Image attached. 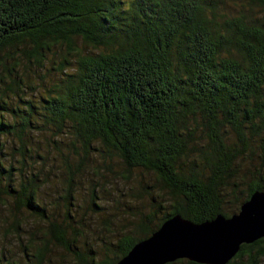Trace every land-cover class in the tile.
<instances>
[{"label":"trees","instance_id":"16d2710c","mask_svg":"<svg viewBox=\"0 0 264 264\" xmlns=\"http://www.w3.org/2000/svg\"><path fill=\"white\" fill-rule=\"evenodd\" d=\"M245 1L264 9V0ZM221 4L0 0V60L3 51L27 42L38 61L57 43H66L74 55L73 70L61 68L55 92L39 105L23 101L25 109L13 110L18 120L0 111V133L18 134L11 149H18L22 167H29L25 160L37 152L30 149L32 132L39 135L45 117L50 120L41 123L46 131L59 129L81 148V163L90 164L94 154H112L123 165L124 177L142 169L156 175L154 188L143 184L153 210L141 216L135 234L121 237L113 256L82 255L85 264H117L172 216L197 224L220 214L230 217L254 192L264 191V16H229L222 14ZM77 39L95 50L83 53ZM6 82L7 75L0 74V83ZM52 123L56 129L49 128ZM5 145L0 142V153ZM255 148L262 166L247 183L240 182L246 184L241 188L235 181L239 163L248 153L255 157ZM12 167L0 157L1 198L12 197L19 211L47 218L38 203V174L21 173L18 180ZM71 195L68 191V203ZM49 227L48 234L75 253L66 227L57 222ZM45 249L37 250L40 264ZM263 258L264 237L242 244L227 264H261ZM167 264L204 263L178 259Z\"/></svg>","mask_w":264,"mask_h":264},{"label":"rangeland","instance_id":"374dc122","mask_svg":"<svg viewBox=\"0 0 264 264\" xmlns=\"http://www.w3.org/2000/svg\"><path fill=\"white\" fill-rule=\"evenodd\" d=\"M221 5L222 14L229 16H264L263 8L251 6L245 0H222ZM76 43L83 53L95 50L81 39H77ZM34 52L33 44L27 42L6 49L1 54L4 58L0 62L6 63L2 65L0 74L7 75V82L0 83V99L7 104L3 101L0 104L10 112L1 107L0 111L12 120L19 119L13 110L24 106L23 101L39 105L43 96L55 92L61 78V68L68 72L74 68V55L69 52L66 43L52 44L43 60L38 61ZM68 60L71 65H66ZM44 111L42 107L41 112ZM40 120L41 123L50 121L45 117ZM41 123L39 135L38 131L32 132L35 143L30 149L32 153L34 150L37 152L31 156L33 159L25 160L29 163V167L25 168L19 162L18 149H11L12 144L18 141V134L0 133V142L6 144L0 157L6 165L15 168L14 176L20 180L21 173L26 175L29 172V177L38 174V203L48 216L42 219L27 210L19 211L12 197L0 196V264H40L36 255L37 250L43 247H46L45 258L41 264H85L81 260L82 255L96 259L113 256L112 250L116 249L118 240L124 235L135 234L141 216L153 210L150 196L143 191V184L154 188L156 175L142 169L133 170L128 178L124 177L123 165L112 154H94L90 164L87 161L81 163V148L73 147L71 138L63 131H46V124ZM49 128L57 127L52 123ZM230 136L235 140L233 135ZM255 152V157L248 153L239 163L235 181L241 188L246 184L240 182L247 179V183L262 166L256 156L260 154V149L255 148ZM27 157L30 155L27 154ZM69 166L74 172L71 186L68 182L72 175ZM34 168H37L36 171ZM68 191L72 194L70 203L66 200ZM51 222L66 227V239L73 245L75 253L48 234ZM16 225L21 228L16 229ZM261 264H264V258Z\"/></svg>","mask_w":264,"mask_h":264},{"label":"water","instance_id":"95a60500","mask_svg":"<svg viewBox=\"0 0 264 264\" xmlns=\"http://www.w3.org/2000/svg\"><path fill=\"white\" fill-rule=\"evenodd\" d=\"M264 237V191L254 192L238 213L200 224L175 215L137 242L117 264H167L188 259L227 264L241 249Z\"/></svg>","mask_w":264,"mask_h":264}]
</instances>
